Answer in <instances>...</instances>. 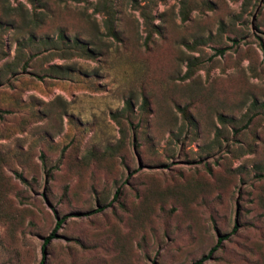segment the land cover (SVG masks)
Returning <instances> with one entry per match:
<instances>
[{
	"label": "rangeland",
	"instance_id": "374dc122",
	"mask_svg": "<svg viewBox=\"0 0 264 264\" xmlns=\"http://www.w3.org/2000/svg\"><path fill=\"white\" fill-rule=\"evenodd\" d=\"M144 1L0 17V264H264V0Z\"/></svg>",
	"mask_w": 264,
	"mask_h": 264
},
{
	"label": "trees",
	"instance_id": "16d2710c",
	"mask_svg": "<svg viewBox=\"0 0 264 264\" xmlns=\"http://www.w3.org/2000/svg\"><path fill=\"white\" fill-rule=\"evenodd\" d=\"M17 1V0H14ZM27 4H29L30 9L29 11H23L21 9H15L8 7L7 4H0V17L2 19H19L20 27L22 29H25L29 33H33L36 30H38L43 25V21L47 18L52 17L54 14V9L60 6L61 4L65 3L66 1H72L76 4L78 3H88L90 0H25ZM93 8L92 11L96 14H99L103 17V29L105 31V36L113 39H118L117 33L115 31V12L113 10V0H93ZM150 1L151 0H145L143 5H138L137 10L139 11V14L141 18L144 21L145 26L150 28L152 26L151 22V11H150ZM29 13V14H28ZM16 17V18H14ZM184 17V16H183ZM0 18V19H1ZM1 21V20H0ZM14 22V20L12 21ZM84 24L85 27L82 30V33L87 35L88 42L85 46V43H83L81 39V34H76L71 41H67L64 35V30L60 29L58 30L57 38L62 42L64 47H66L67 50L73 51L75 53H82L83 55L92 56L91 50L87 48L89 45H95V40H93L94 31L96 29L95 24L93 22L91 23L88 16L84 17ZM29 41H32V36H29L27 38ZM24 41L20 42L18 44L19 47L24 46ZM65 55V54H64ZM71 54H66L65 57H69ZM190 66V64H189ZM253 106H256L253 104ZM257 108L259 109V112L249 116L247 119L250 120L254 116H262L264 117V105H258ZM219 120H223L222 116H219ZM118 195V190L115 191L113 198L116 199ZM102 210V208H95L88 212L87 215L98 213ZM84 215L82 213H74L70 215L62 216L60 219L55 221V224L53 226V229L49 233V235L43 240L42 242V248L46 246L48 241L53 237L54 232L60 227V225L63 223V221L71 216V217H77ZM86 215V214H85ZM236 230V226L233 225L230 232L225 235L218 236L216 238L215 244L208 250V252L201 256L196 261L192 262L191 264H203L206 260L209 259L210 255L218 249L221 242L226 240L230 235L234 233ZM39 264H43L42 261H40Z\"/></svg>",
	"mask_w": 264,
	"mask_h": 264
}]
</instances>
